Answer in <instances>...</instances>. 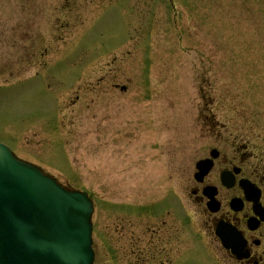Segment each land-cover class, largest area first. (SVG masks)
Returning a JSON list of instances; mask_svg holds the SVG:
<instances>
[{
    "label": "rangeland",
    "instance_id": "obj_1",
    "mask_svg": "<svg viewBox=\"0 0 264 264\" xmlns=\"http://www.w3.org/2000/svg\"><path fill=\"white\" fill-rule=\"evenodd\" d=\"M216 119L264 151V0H0V142L91 195L96 264H133ZM193 223L174 264H230Z\"/></svg>",
    "mask_w": 264,
    "mask_h": 264
},
{
    "label": "flooded vegetation",
    "instance_id": "obj_2",
    "mask_svg": "<svg viewBox=\"0 0 264 264\" xmlns=\"http://www.w3.org/2000/svg\"><path fill=\"white\" fill-rule=\"evenodd\" d=\"M239 134L236 128L224 124L202 123V158L211 159L213 150L216 154L210 171L199 183L186 179L183 196L175 197L177 207L172 206L171 198H160L153 210L152 224L142 225L135 234L129 233L130 263L183 262L188 253L191 217L214 249L221 251L217 236L221 226L236 233L242 253L248 257L237 260L224 251L230 264H264V151L243 142ZM190 203L195 204L192 214ZM168 218V229L163 230Z\"/></svg>",
    "mask_w": 264,
    "mask_h": 264
},
{
    "label": "water",
    "instance_id": "obj_3",
    "mask_svg": "<svg viewBox=\"0 0 264 264\" xmlns=\"http://www.w3.org/2000/svg\"><path fill=\"white\" fill-rule=\"evenodd\" d=\"M90 212L86 195L64 192L0 146V264H92ZM5 233L13 238L15 252L1 243Z\"/></svg>",
    "mask_w": 264,
    "mask_h": 264
}]
</instances>
